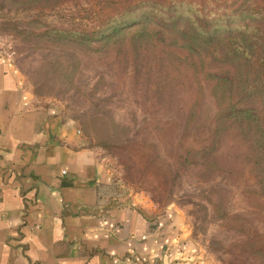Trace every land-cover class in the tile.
Masks as SVG:
<instances>
[{"label": "rangeland", "instance_id": "rangeland-1", "mask_svg": "<svg viewBox=\"0 0 264 264\" xmlns=\"http://www.w3.org/2000/svg\"><path fill=\"white\" fill-rule=\"evenodd\" d=\"M226 1L0 0V51L32 109L71 122L202 263L264 264L262 55L199 39L204 17L252 23L247 0Z\"/></svg>", "mask_w": 264, "mask_h": 264}, {"label": "crops", "instance_id": "crops-1", "mask_svg": "<svg viewBox=\"0 0 264 264\" xmlns=\"http://www.w3.org/2000/svg\"><path fill=\"white\" fill-rule=\"evenodd\" d=\"M183 234L71 122L32 109L0 51V264H204Z\"/></svg>", "mask_w": 264, "mask_h": 264}, {"label": "trees", "instance_id": "trees-1", "mask_svg": "<svg viewBox=\"0 0 264 264\" xmlns=\"http://www.w3.org/2000/svg\"><path fill=\"white\" fill-rule=\"evenodd\" d=\"M258 1L247 0L246 4L250 3V5L249 8H246V14L247 17H250L252 23L238 27L236 33L222 31L220 29L217 32L213 31L214 29L208 30L209 23L204 20L205 17H202L203 19L201 20V26L198 31L201 33L199 39L204 42V45L209 46L215 51L216 49H220L229 55L241 58L251 57L257 51L260 52L262 55L261 69L264 72V9L259 6ZM150 4L156 7H165V4H155L152 2ZM218 11H220V14L215 18L217 23L224 18V7L218 8ZM259 23H261V26H259Z\"/></svg>", "mask_w": 264, "mask_h": 264}]
</instances>
